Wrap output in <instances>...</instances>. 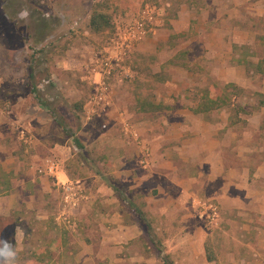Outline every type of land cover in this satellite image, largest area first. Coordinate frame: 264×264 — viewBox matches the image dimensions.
Wrapping results in <instances>:
<instances>
[{
  "label": "crops",
  "instance_id": "0c3cea01",
  "mask_svg": "<svg viewBox=\"0 0 264 264\" xmlns=\"http://www.w3.org/2000/svg\"><path fill=\"white\" fill-rule=\"evenodd\" d=\"M176 1L179 9L168 21L171 33H160L161 18L133 53L137 60L154 56L171 39L182 38L180 50L189 55L195 43L201 45L192 62L199 58L203 64L193 63L196 69L181 65L187 78L200 77L199 88L192 95L183 79L167 75L156 86V99L132 92L124 104L119 89L104 78L102 100L88 94L82 103L85 123L99 117L107 122L94 133L105 146L97 157L89 143L77 140L85 157L74 159L78 145L59 139L65 130L50 113L43 114L48 110L36 100L28 104L22 92L5 89L0 80V168L11 184L0 194V218L14 222L12 251L23 255L14 264H163L164 254L173 264H264V74L256 67L249 70L232 49L255 40L237 23L238 13L243 7L264 10V0ZM70 59L51 72L52 86H65L61 74L99 82L98 74L85 76ZM131 73L140 80L139 69ZM254 74L260 83H254ZM211 82L219 88L231 85L228 91L233 86L237 94L248 89L261 101L249 112L231 109L229 102L195 111L197 93L212 88ZM21 139L30 158L24 167L16 152ZM71 159L89 172L72 177ZM48 160L58 161L61 182L79 181L85 192L69 222L60 217V208L48 216L42 207L60 191L52 177L37 172ZM13 174H20L15 183ZM201 199L219 207V217L207 224L210 229L197 208ZM33 211L40 234L22 221L16 224L14 215L22 220V212ZM49 218L61 227H49ZM32 235L40 236L30 243Z\"/></svg>",
  "mask_w": 264,
  "mask_h": 264
},
{
  "label": "rangeland",
  "instance_id": "374dc122",
  "mask_svg": "<svg viewBox=\"0 0 264 264\" xmlns=\"http://www.w3.org/2000/svg\"><path fill=\"white\" fill-rule=\"evenodd\" d=\"M148 2L154 3L160 9V13L163 12L161 18L164 20V24L160 28V33L165 36L171 33L168 21L170 17L177 14L180 6L176 0H0V80L2 85L5 89H11L14 93L22 92L25 98L27 97L28 104L35 102L34 100L39 103L43 101L50 103L52 108H56L58 118L62 121V124L66 126V131L61 129L63 135L59 139L65 141L70 138V141L73 142L77 139L85 146L89 143L92 149L90 154L97 157L100 152L105 150V146H103L104 141L96 139L95 136L98 133H94L96 128L107 126V122L99 117L92 122L88 120L90 123H85L81 118L84 111H86L82 103H84V99L88 97V94L93 96L95 80L91 79L89 81L87 78L75 76L67 78L61 74L60 80L67 81V83L61 89H57L52 86L54 82L52 80L48 81L47 78L53 70L57 69L55 67L60 65V61L66 60L67 56L69 59L72 57L70 59L73 62L72 65L75 64L84 72L85 76H88L92 66L100 64L105 54L104 50L116 26L131 18L144 3ZM94 7H100L110 15L113 25L111 30L102 33L90 30L89 18ZM4 9L7 12L9 11L10 17L4 13ZM18 10L17 15H14ZM167 12L170 14H166ZM254 12L258 14H254ZM30 16L34 20L44 18L45 21L56 22L53 32L41 43H38L39 36L34 35L30 30L29 23L32 20L29 21ZM237 23L247 31L249 30L250 36H254L255 40L232 46V49L234 53L246 60L249 70L254 69L255 63L264 57V45L258 39V36H264V10H251L248 7H243L238 13ZM181 41L182 38L171 39L168 43L166 42L167 45L161 46L156 55L141 57L140 60H137L135 53H133L135 48L120 66L113 70L108 81L111 85H114L115 89H119L117 93L124 104H128V101L132 98V92H134V95L137 92V94L147 99H156L160 92L156 86L162 80L164 81L167 75L174 76L179 81L183 79V83L186 86L189 85V87L187 86L188 91L192 95L196 93L195 90L199 88V84H196L199 76L194 73L187 78L185 73H181V69H183L181 65L190 64L196 69V65L203 64L202 59L199 58L192 62L193 58L200 55L201 45L199 47V44L195 43L194 47L190 48L189 52L191 54L189 55L187 50H180ZM37 57H39L38 61L40 63L38 68L35 67ZM30 67H35L37 70L48 69L50 73L48 77L42 74L41 77L38 75L39 78L34 79V82L39 84L38 89L40 90L39 96L36 97L31 93V81L28 78ZM135 68L141 71L140 80L138 81L133 78L131 73ZM253 76L254 83H260V76L257 74ZM68 82H70L69 85ZM209 85L217 87L214 82ZM138 86L139 89L135 90L134 88ZM198 96L200 97V94ZM259 100L261 101L257 94L252 95L248 89H245V91H239V94L232 98L229 107L231 109L241 107V110L249 112L255 109ZM234 101H239L242 106L235 105ZM127 107L130 108L128 105ZM19 108L17 106L14 110L19 111ZM47 113H50L49 110H45L43 114ZM91 123L93 126L88 128ZM92 127L93 129H91ZM50 128L53 129V127ZM21 142L16 152L18 164H22L24 167L30 158L28 152L22 151L25 150L22 147L28 144L22 139ZM79 149V145L74 147V159L85 157V153ZM72 159L68 162V170L71 176L84 177L89 170L84 166H79L80 161L76 162ZM19 175L13 174L11 176L14 183L16 178L17 180L20 178ZM60 194L58 190L53 198L45 202L46 206H42L50 212L48 216L55 215L60 208ZM19 205L17 207H21ZM21 214L22 220L21 215H14L18 219L16 224H20L22 221L23 225L32 228L33 233L40 234L41 230L39 228L42 225L34 221V211L32 213L22 212ZM46 221L48 226L52 228L60 225L55 223L52 218ZM12 223L14 222L11 218L0 220V245L2 246L12 245L10 236L12 234ZM205 226L210 229L207 223H205ZM36 236H29L30 243L35 242L40 235ZM50 237H52V234ZM19 254L17 252L15 257H23L22 254ZM245 255L250 257L246 252ZM0 264H3L2 258H0Z\"/></svg>",
  "mask_w": 264,
  "mask_h": 264
},
{
  "label": "built area",
  "instance_id": "2783aa9c",
  "mask_svg": "<svg viewBox=\"0 0 264 264\" xmlns=\"http://www.w3.org/2000/svg\"><path fill=\"white\" fill-rule=\"evenodd\" d=\"M160 9L154 3H144L136 13L124 23L117 25L104 50L100 64H94L90 70L98 74L99 82H95L94 96L96 100H102L107 92V83L104 78H109L113 70L128 57L138 44L153 33L160 23ZM60 165L58 161H46L44 166L37 169L39 174H47L54 179V184L60 188V217L69 222L72 214L81 202L86 198L81 183L76 180L61 182L57 175ZM198 210L208 225L213 224L219 217V207L216 203L206 200L198 201Z\"/></svg>",
  "mask_w": 264,
  "mask_h": 264
},
{
  "label": "trees",
  "instance_id": "16d2710c",
  "mask_svg": "<svg viewBox=\"0 0 264 264\" xmlns=\"http://www.w3.org/2000/svg\"><path fill=\"white\" fill-rule=\"evenodd\" d=\"M8 12L4 9V13L10 17V14ZM18 12L19 10L16 11L14 15H17ZM30 19L32 20L30 21ZM29 21H30L29 23L30 30L32 31L34 35L39 36L38 43H41L42 41H44L46 37L49 36L50 33L53 32L56 26L55 24L56 22L50 21V20L45 21L44 18L34 20L33 17L30 16ZM88 25H89L90 30L96 33L106 32L108 30H111L113 27L110 15L104 12L100 7L93 8V11L91 12V15L89 18ZM258 38L261 40L262 44L264 45V36H259ZM38 58L39 57H37L36 59L37 63L35 65V67L37 66V68L40 66ZM35 67L34 68L30 67L28 78L31 81V93L34 94V96L36 97V96H39L40 90L38 89L39 84L35 83L34 79L36 77L39 78L38 75H40L41 77L42 74L48 77L50 73L48 69L42 68V69L37 70ZM255 67L258 72H261L262 74H264V57L258 60ZM229 86L231 85H225L224 88H219V87L214 86L212 88L210 87V88L204 89L201 92H199L200 99H199V103L197 107L195 108V111H206L212 108H218L219 106H221L220 104H223L224 102L227 104L228 102L231 103L232 98L236 97L237 93L233 91V88H234L233 86L231 88L232 90L230 89L228 91ZM224 91L229 94L224 93ZM234 102H235V105L237 106L241 105L239 101H234ZM40 103L47 110H49L50 114L57 121L58 125L61 126L63 130L66 131V126L62 124V121L58 118V113H57L56 108H52L50 106V103H46L45 101L40 102ZM75 142H77V145H79L77 139H75ZM10 189H11V184L9 181V174L3 172L0 168V194H4L8 192ZM0 220L3 221L5 219L0 218ZM10 236H11V242H12L13 233L10 234ZM7 246L9 249L13 250L12 245L7 244ZM162 261H163V264H173V262L169 259V257L166 254L162 256Z\"/></svg>",
  "mask_w": 264,
  "mask_h": 264
},
{
  "label": "clouds",
  "instance_id": "9594fccd",
  "mask_svg": "<svg viewBox=\"0 0 264 264\" xmlns=\"http://www.w3.org/2000/svg\"><path fill=\"white\" fill-rule=\"evenodd\" d=\"M16 253L8 248L7 245L0 247V258H2L3 264H14V258Z\"/></svg>",
  "mask_w": 264,
  "mask_h": 264
}]
</instances>
